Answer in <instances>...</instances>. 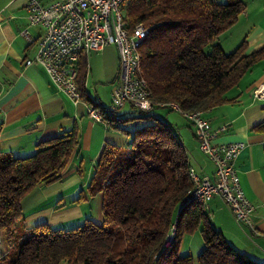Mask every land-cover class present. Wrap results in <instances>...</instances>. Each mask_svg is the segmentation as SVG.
<instances>
[{"label": "trees", "instance_id": "obj_1", "mask_svg": "<svg viewBox=\"0 0 264 264\" xmlns=\"http://www.w3.org/2000/svg\"><path fill=\"white\" fill-rule=\"evenodd\" d=\"M243 11L241 0L127 1V29L148 30L140 56L152 109L126 105L128 115L122 108L116 118L102 113L109 128L129 139L124 147H105L89 185L103 195L102 226L27 229L24 223L23 200L40 184L61 180L78 145L77 129L40 142L28 157L0 153V264H264L232 248L201 205L183 204L192 187L188 156L168 121L154 113L171 110L161 103L203 113L232 101L227 93L264 60V46L246 53L244 40L227 54L219 44ZM195 231L201 253L182 255L183 238Z\"/></svg>", "mask_w": 264, "mask_h": 264}, {"label": "crops", "instance_id": "obj_2", "mask_svg": "<svg viewBox=\"0 0 264 264\" xmlns=\"http://www.w3.org/2000/svg\"><path fill=\"white\" fill-rule=\"evenodd\" d=\"M28 1L0 0V153L28 157L35 153L40 142L77 129L78 145L61 180L50 185L40 184L23 200L24 223L27 229L47 224L50 229L69 230L87 222L102 226L103 195L92 192L89 185L105 147L109 144L124 147L129 139L120 131L95 122L87 114L88 102L73 103L58 91L45 69L35 62L44 30L40 25L29 24ZM38 1L47 6L56 0ZM24 30L30 42L21 35ZM244 31L246 53L264 46L263 0H257L253 7L241 13L228 38L224 36L219 42L222 50L230 53L237 48ZM27 61L31 64L27 65ZM78 63V85L83 97L86 100L92 97V90L96 93L93 97L109 105L118 73L115 47L110 45L99 53L83 55ZM261 86H264V60L253 66L227 93V99L232 101L202 113L211 130L217 132L213 144H242L235 169L244 194L254 207L250 219L256 235L251 236L247 227L235 221L219 196H213L201 206L211 226L222 233L232 248L264 263V99L253 97V91ZM162 110L165 109H155L154 113L168 121L188 156L190 168L200 177H212L214 165L199 151L191 124L176 111L166 109L162 116L158 112ZM129 111L126 106L120 114L127 116ZM202 247V237L195 231L183 238L180 253L196 256Z\"/></svg>", "mask_w": 264, "mask_h": 264}, {"label": "built area", "instance_id": "obj_3", "mask_svg": "<svg viewBox=\"0 0 264 264\" xmlns=\"http://www.w3.org/2000/svg\"><path fill=\"white\" fill-rule=\"evenodd\" d=\"M128 0H56L44 6L38 0H29L27 19L32 26L40 25L44 34L38 43L35 62L40 64L58 91L73 103L87 101V114L107 126L102 113L116 115L126 105L143 112L152 109L149 86L142 74L140 49L148 30L136 25L127 29L125 7ZM28 42V32H21ZM114 46L118 56V73L111 91L109 105L98 98L83 97L78 85V62L81 56L99 53ZM27 65L31 61L26 62ZM85 91V88H84ZM255 99H264V86L253 91ZM87 98V96H86ZM181 114L193 127L199 151L214 165L212 177H200L189 168L191 189L183 204L196 202L205 205L213 196H219L228 206L235 221L256 235L250 215L254 209L246 198L235 169V161L242 149L240 143L213 144L217 132L211 130L201 112H183L174 103H161ZM175 225L171 228V235ZM168 237V238H170ZM169 240V239H168Z\"/></svg>", "mask_w": 264, "mask_h": 264}, {"label": "rangeland", "instance_id": "obj_4", "mask_svg": "<svg viewBox=\"0 0 264 264\" xmlns=\"http://www.w3.org/2000/svg\"><path fill=\"white\" fill-rule=\"evenodd\" d=\"M223 2H224V0H222ZM242 1V3H243V5H244V7H245V9H244V11H248V9L249 8H251V7H253L254 6V4L255 3H257V0H241ZM264 1V0H263ZM239 18H240V16L238 17V19H237V22L239 21ZM237 22L235 23V24H237ZM232 29V27L231 28H228L227 30H225L220 36H219V42H221V39H223L224 38V36H227V38H228V34H230V30ZM245 31H247V30H245ZM242 32L241 34H240V39H241V42H240V44L244 41V36L246 35V32ZM226 40V39H225ZM224 41V40H223ZM239 44V45H240ZM236 49V48H235ZM234 49V50H235ZM233 50V51H234ZM233 51H231L230 53H232ZM227 54H229V53H227ZM247 78H249V77H247ZM250 80V79H249ZM242 83H248V82H246V81H242ZM241 87H244V85H241ZM108 92H109V89H108ZM107 92V93H108ZM90 93L92 94V97H93V95L94 96H96V93L95 92H93L92 90L90 91ZM99 93H100V90H99ZM110 101V100H109ZM108 101V102H109ZM163 109H165L166 110V108H163ZM165 110H162V111H158L159 113H160V115H162V116H164L163 115V113L165 114L166 113V111ZM170 114L169 115H172L173 113L172 112H169ZM133 116H138V114L136 113V114H133ZM173 118L172 117H170V120L173 122V120H172ZM133 128V127H132ZM182 244V243H181ZM181 246V245H180ZM201 251H202V249H201ZM201 251L197 254V255H199L200 253H201ZM4 252H5V248H4V246H2L1 244H0V255H3L4 254ZM196 255V256H197ZM192 256V255H191ZM196 256H192L193 258H196Z\"/></svg>", "mask_w": 264, "mask_h": 264}]
</instances>
